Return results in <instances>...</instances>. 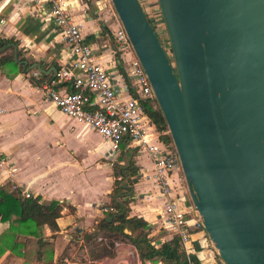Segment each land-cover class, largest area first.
Instances as JSON below:
<instances>
[{
    "label": "water",
    "instance_id": "water-1",
    "mask_svg": "<svg viewBox=\"0 0 264 264\" xmlns=\"http://www.w3.org/2000/svg\"><path fill=\"white\" fill-rule=\"evenodd\" d=\"M157 1L173 63L139 0H112L219 258L264 264V0Z\"/></svg>",
    "mask_w": 264,
    "mask_h": 264
},
{
    "label": "crops",
    "instance_id": "crops-1",
    "mask_svg": "<svg viewBox=\"0 0 264 264\" xmlns=\"http://www.w3.org/2000/svg\"><path fill=\"white\" fill-rule=\"evenodd\" d=\"M70 1L84 39L93 46L123 96L132 94L131 78L124 71V58L128 55L115 49L112 32L118 20L112 8L97 0ZM0 36L12 39L2 45L0 56L8 54L17 61L15 65H0V186L10 181L12 188L21 193L28 191L39 195L42 201L61 202L57 229L52 230L46 223L42 226L44 245L50 247L47 260L54 264H81L90 243L83 247L73 239L93 231L96 221L109 215L104 207L111 205L110 193L116 179L113 163L122 162L121 151L136 147L124 139L119 150H112L109 140L63 113L44 96L40 84L52 78L58 68L70 64L74 55L61 39L58 26L35 0H0ZM33 70H38L39 75L31 74ZM32 78L39 80L33 82ZM56 87L70 90L72 85L61 81ZM132 157L137 159L141 177L132 184L130 179H124L135 191L131 194L129 215L146 219L151 225L152 242L159 243L173 236L164 213V198L154 179L144 175L151 172L146 153H139L136 148ZM7 227L8 222L0 219V233ZM30 244L38 246L36 258H42L43 246L39 248L32 241L27 251ZM28 257L7 249L0 255V264L5 260H9L5 264H27ZM103 258L107 260L108 256Z\"/></svg>",
    "mask_w": 264,
    "mask_h": 264
},
{
    "label": "built area",
    "instance_id": "built-area-1",
    "mask_svg": "<svg viewBox=\"0 0 264 264\" xmlns=\"http://www.w3.org/2000/svg\"><path fill=\"white\" fill-rule=\"evenodd\" d=\"M35 1L38 8L43 9L58 26L61 39L68 44L74 55L70 64L58 68L52 78L40 84L44 96L63 113L86 123L104 139L109 140L112 150H119L121 142L126 139L129 145L144 151L151 165V172L144 175H150L156 182L164 198V213L168 226L173 235L178 236L187 259L190 261V256L195 255L201 263H216L217 252L189 196L174 143L172 140L167 141L160 137V131L151 121L141 102L146 98L155 99L154 92L140 60L134 53L112 0H97V2L112 8L118 20V26L112 32L115 49L121 54L128 55L124 58V71L125 75L131 78V89L136 94H129L126 97L99 61L93 46L84 39L80 23L73 18L72 2L70 0ZM139 2L150 23L154 24L155 28H153L157 34L163 28L161 26L163 18L158 4L150 7L149 0H139ZM31 74L39 75V72L33 70ZM61 81H70L72 88L67 90L56 87ZM165 132L169 133V129L163 130V133ZM23 193L26 196L30 195L28 191ZM104 209L108 212L115 210L113 205L105 206ZM97 239L100 240L101 236ZM73 241L83 247L86 246L82 234L76 236ZM130 244V247L125 248L120 240H114V255L108 256L107 260L101 258L96 264H115L121 257H126L128 264H146L135 246Z\"/></svg>",
    "mask_w": 264,
    "mask_h": 264
},
{
    "label": "trees",
    "instance_id": "trees-1",
    "mask_svg": "<svg viewBox=\"0 0 264 264\" xmlns=\"http://www.w3.org/2000/svg\"><path fill=\"white\" fill-rule=\"evenodd\" d=\"M11 40V38L0 36V48ZM117 52L119 53V51ZM6 62L17 64L13 56L3 54L0 56V65ZM38 80L32 78L33 82H38ZM132 94L136 95L133 91ZM141 102L151 121L160 131V137L167 141L172 140L170 133H163V130L168 129V127L156 99L146 98ZM133 149L132 154L135 156L136 148ZM121 152L119 158L122 159V162L117 160L113 163L116 179L110 196L111 205L114 206L115 210L109 212L113 217L108 220L106 216H102L96 221L93 231L82 233L84 242L90 243V246L86 258L80 260L81 264H94V260L113 256L114 238L119 237H126L135 246L144 262L150 261L151 264L159 261L163 264H205L201 263L195 255H191L189 261L176 235L159 243L152 242L153 238L149 235L151 231L149 222L142 216L129 215V202L132 200V193H130V187L124 186L123 183L124 179L127 178L130 179L131 184L137 180L139 166L134 157L127 163V151ZM118 176L120 179L117 178ZM61 207L62 203L55 199L42 201L39 195L30 194L26 196L12 188L10 181L1 185L0 219L8 222V227L0 233V255L9 249L16 255L26 258L28 256L27 246L30 242H37L39 248L44 246L46 241L42 235V226L46 223L52 230L57 229L56 218L60 215ZM98 236H101L100 240L97 239ZM108 238H112L111 244H109ZM212 264L224 263L219 258L216 263Z\"/></svg>",
    "mask_w": 264,
    "mask_h": 264
},
{
    "label": "rangeland",
    "instance_id": "rangeland-1",
    "mask_svg": "<svg viewBox=\"0 0 264 264\" xmlns=\"http://www.w3.org/2000/svg\"><path fill=\"white\" fill-rule=\"evenodd\" d=\"M150 1V7H153L154 5L158 4V1L157 0H149ZM159 6V4H158ZM163 22V21H162ZM151 25H153L154 27V24L151 23ZM161 26L163 27L162 29H160V31H158L157 35L159 36L160 38V41L161 43L163 44L166 52H167V55L169 57V59L171 60V62L173 63V57H172V51H171V48H170V42H169V37H168V34H167V30L166 28L164 27L165 24L164 22L161 24ZM155 28V27H154ZM156 31V30H155ZM162 39V40H161ZM131 150L130 148H128V151ZM128 153V152H127ZM139 153H145L144 151H140L139 150ZM135 155V154H134ZM136 159V158H135ZM137 161V159H136ZM137 164V162H136ZM138 165V164H137ZM139 166V165H138ZM141 176L137 175L136 178L139 180ZM134 186V185H133ZM133 192L135 193V191L133 190ZM69 237V236H68ZM112 239V238H111ZM110 238H108V242L109 244H111L112 240ZM115 240H120L122 242V245L123 247H130V243H129V240L126 238V237H119V238H114ZM32 243V242H31ZM36 244H30V247H29V251H27V254H28V260L26 259V263L27 264H54L52 262H48L47 260V257H49V250H50V247L47 246V245H44L41 250V254H42V258L40 257L39 259H37V254H36V250L35 248H37L38 246H35ZM82 257V256H81ZM9 259V258H7ZM216 260H219V256L217 254L216 256ZM28 261V262H27ZM6 262H9V260H5V262L3 264H5ZM18 262V261H17ZM16 262V263H17ZM32 262V263H31ZM147 263V262H146ZM151 263V262H150ZM158 263V262H157ZM157 263H153V264H157ZM25 264V263H24Z\"/></svg>",
    "mask_w": 264,
    "mask_h": 264
}]
</instances>
